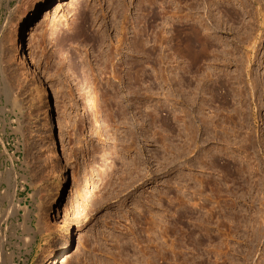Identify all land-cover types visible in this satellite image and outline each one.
Listing matches in <instances>:
<instances>
[{
    "label": "rangeland",
    "instance_id": "1",
    "mask_svg": "<svg viewBox=\"0 0 264 264\" xmlns=\"http://www.w3.org/2000/svg\"><path fill=\"white\" fill-rule=\"evenodd\" d=\"M26 1L0 0V264H42L60 238L55 264H264V0H48L27 37L53 131L32 67L12 46ZM165 17L212 42L194 70L171 37L181 88L195 92L206 74L190 116L202 131L201 118L218 124L205 141L195 132L186 157L182 91L164 99ZM218 80L226 101L211 95Z\"/></svg>",
    "mask_w": 264,
    "mask_h": 264
},
{
    "label": "bare ground",
    "instance_id": "2",
    "mask_svg": "<svg viewBox=\"0 0 264 264\" xmlns=\"http://www.w3.org/2000/svg\"><path fill=\"white\" fill-rule=\"evenodd\" d=\"M47 1L48 0H27L26 2H25V4L17 11V14H16V17H15V23H14V38H13V40H12V46H13V48H14V50H15V52L20 56V59L23 61V62H25V61H28V64H30V67H32V69H31V73L36 77V81H37V89H38V94H39V96L41 97V98H43L44 100H45V106H46V113H45V116H44V125L48 128V129H51V131H53V129H54V119H55V109L53 108V106H52V104L50 103V101H49V99H48V93H47V90L45 89V86H44V84H43V82H42V80H41V78L39 77V76H37V72H38V70H37V64L34 62L35 60H34V57H32V55H31V53H30V43H29V39H28V29H29V26L31 25V23L34 21V19H35V17H36V15L38 14V12H39V10L42 8V6L43 5H45L46 3H47ZM180 1V0H179ZM185 1V0H184ZM191 1V0H190ZM193 1H196V0H193ZM190 2V3H194V2ZM208 1V0H207ZM244 1V0H243ZM256 2H257V0H255ZM171 2V1H170ZM176 2V1H175ZM174 2V3H175ZM178 2V1H177ZM181 2H182V0H181ZM211 2V1H210ZM242 2V1H241ZM184 3V2H183ZM189 3V4H190ZM253 3H255V2H253ZM207 4V3H206ZM169 5V4H168ZM181 6V5H180ZM187 6V5H186ZM189 7H193L194 5L192 4L191 6L190 5H188ZM196 6H197V4H196ZM260 6V5H259ZM246 7V6H245ZM171 8V7H170ZM178 8L179 7H177V10H178ZM197 8V7H196ZM247 11V10H246ZM250 11V10H249ZM248 11V12H249ZM166 12H168L167 10H166ZM175 12H176V10H175ZM178 12V11H177ZM176 12V13H177ZM247 12V13H248ZM250 13V12H249ZM256 13V12H255ZM170 14V13H169ZM173 15V14H172ZM171 15V16H172ZM175 15V14H174ZM177 15V14H176ZM202 15V14H201ZM233 15V14H232ZM180 17V15H177V16H175V17ZM182 16V15H181ZM188 16H190V15H188ZM187 16V17H188ZM207 16V15H206ZM229 16V15H228ZM262 16H264V14L262 15ZM261 16V17H262ZM173 17V16H172ZM185 17V16H184ZM186 17V18H187ZM231 17V16H230ZM252 17V16H251ZM166 18V17H165ZM181 18V17H180ZM179 18V19H180ZM167 19V18H166ZM166 19H164V22H165V20ZM171 19V18H170ZM172 19H174V18H172ZM211 19V18H210ZM192 20H193V18H192ZM175 23H171V21H168V19L166 20V22H165V32L167 33V34H169L170 36H165V38H164V43H165V50H166V55L164 54V56H163V60H165V63H166V67H165V86H166V89H165V92H164V99H165V101L167 102V105L169 104V101L171 100L170 99V97H172V96H174V95H176V94H174V95H172L174 92H176L177 94L179 93V91H182L180 94V96H179V98H181L180 99V101H179V104H182V109H178V110H181L183 113H184V116H186V117H188V118H191V120H192V122H190L189 123V126H188V124L186 125V122L184 121L183 123H185L184 125H183V130L185 131H187V132H185L182 136H183V140H182V151H181V155L184 157L185 156V154H187L186 152L188 151V148H187V144L189 143L188 141H192L191 142V144H194V146H195V143L197 142L196 141V137H195V132H197L198 133V131H199V139H201L202 141H205V140H207L206 138L208 137V127H206L207 125L209 126V125H211V126H209V127H212V128H214L216 125H218V124H214L213 122H212V120H210V119H207L206 117L205 118H203L204 120H202V118H201V122L203 123L202 124V126L203 127H205V129L202 131V127H201V124L197 121V120H195L197 117L195 116V114L194 115H192V117L190 116V114L191 113H193V106H196L195 105V103H197L196 102V97L195 96H197L198 95V93H197V90L198 89H203V85H202V83L204 82L203 80V76L204 75H206V74H204L203 76H200L202 79H200V78H198L200 81L202 80L203 82L201 83V85H200V81L197 83V85L195 86V88H196V90H195V92L193 91V89H192V93L193 94H196L197 93V95H191L190 94V91H188L187 89L190 87H188L186 90H187V92H186V90H184L183 88H181L182 86L181 85H183L184 83H182V81L183 80H185V78L181 81V79H180V77L182 76V74L180 75V76H171V73H170V70H171V66L172 67H174L176 64L174 63V66L173 65H170V63H171V59H170V50H169V48L171 49H173V47H170V46H172V44L173 43H175L176 42V48H177V45H178V49L180 48V49H182L181 51H183V52H181L180 50V53H183L184 55H188V56H180L181 58H187L188 59V61H190V59H192L191 60V63L194 65V67H193V69L195 70L196 68H197V66H196V68H195V64H198L199 63V61H203L204 62V60H205V58L206 57H208V56H206L207 54V49H208V47H209V45L208 44H212V42L210 43V41H208L207 40V38L204 36V38H203V36H202V34L200 35V33L199 32H197V27H195V28H197V29H195L194 27L193 28H191L192 27V24H191V26H190V31L189 32H186L185 31V29L183 28V25H182V23H180V21L178 20V18L177 19H175V20H173ZM194 21V20H193ZM212 21H213V19H212ZM163 22V23H164ZM201 22V21H200ZM205 22V21H204ZM219 22V21H218ZM185 23H187V22H185ZM193 23V22H192ZM203 23V22H202ZM217 23V22H216ZM215 23V24H216ZM194 24V23H193ZM201 24V23H200ZM218 24V23H217ZM196 25V24H195ZM203 25V24H202ZM201 25V26H202ZM214 25V24H213ZM189 26V25H188ZM185 27H187V26H185ZM205 29H206V27L205 26H203ZM82 28V27H81ZM207 28H209V27H207ZM217 28V27H216ZM251 28V27H250ZM187 29L189 30V27H187ZM204 29V30H205ZM198 30H200V29H198ZM209 30V29H208ZM212 30V29H211ZM210 30V31H211ZM206 31V30H205ZM248 31V30H247ZM249 33V32H248ZM213 34V33H212ZM250 34V33H249ZM207 36V35H206ZM216 36V35H215ZM250 36V35H249ZM174 38V42H172V38ZM259 37V36H258ZM208 41V43H207V41ZM220 41V40H219ZM255 41V40H254ZM170 42H172V44L170 45ZM253 42V41H252ZM251 42V44H252V46H248V47H250V55L247 57V61H252L253 60V57H252V55H253V49L256 47V44L254 43H252ZM255 42H257V41H255ZM161 43H162V40H161ZM222 43V42H221ZM220 43V44H221ZM258 43V42H257ZM218 45V44H217ZM248 45V44H247ZM258 45V44H257ZM174 46V45H173ZM180 46V47H179ZM222 46H223V44H222ZM213 47V46H212ZM219 49V48H218ZM174 50V49H173ZM212 50V49H211ZM223 50V49H222ZM255 50V49H254ZM177 52H178V50H176ZM219 51V50H218ZM256 51V50H255ZM210 52V51H209ZM208 52V53H209ZM221 52V51H220ZM224 52H225V50H224ZM116 53V52H115ZM108 54V53H107ZM110 54V53H109ZM173 54H174V52H173ZM176 55L178 54V53H175ZM213 54V53H212ZM229 54V53H228ZM256 54V53H255ZM115 55V54H114ZM180 55V54H179ZM189 55L192 57V58H190L189 59ZM222 55V54H221ZM109 56V55H108ZM107 56V57H108ZM111 56V55H110ZM173 56V55H172ZM215 56V60L217 59V56L216 55H214ZM256 56V55H255ZM175 57V56H174ZM180 57H179V59H180ZM211 57V56H210ZM223 57V56H222ZM221 57V58H222ZM227 57H231V55L230 56H227ZM234 57V56H233ZM242 57V56H241ZM175 58H177V56L175 57ZM212 58H213V56H212ZM232 58V57H231ZM255 58V57H254ZM112 59H113V57H112ZM174 59V58H173ZM227 59V58H226ZM234 59L236 60L237 58H235L234 57ZM232 60V59H231ZM230 60V61H231ZM226 61H228L229 62V58L226 60ZM237 61V60H236ZM174 62V61H173ZM179 62V61H178ZM198 62V63H197ZM202 62V63H203ZM190 63V62H189ZM188 63V64H189ZM179 64V63H178ZM177 64V67L179 66ZM248 64V63H247ZM193 65H190L189 64V66H191V68H192V66ZM203 65H205V64H203ZM237 65V64H236ZM200 65H198V67H199ZM176 67V66H175ZM179 68V67H178ZM180 68L182 69V67L180 66ZM202 68V67H201ZM207 68V67H206ZM112 69V68H111ZM189 69V68H188ZM198 69V68H197ZM204 69V68H203ZM208 69V68H207ZM250 69V68H249ZM174 70H175V68H174ZM206 70V69H205ZM205 70H204V72H205ZM171 71H173V70H171ZM179 71H181V70H179ZM203 71V70H202ZM164 72V71H163ZM174 72V71H173ZM238 72H241V71H238ZM244 72V71H243ZM242 72V73H243ZM248 72V71H247ZM176 73V72H175ZM178 73V72H177ZM176 73V74H177ZM201 73V72H200ZM209 73V72H208ZM236 73V72H235ZM242 73L240 74V75H242ZM119 74V73H118ZM174 74V73H173ZM172 74V75H173ZM178 75V74H177ZM196 75V74H195ZM201 75V74H200ZM236 75H239L238 73L236 74ZM245 76H247V75H245ZM207 77H208V79H211V78H213V77H211V78H209V76H208V74H207ZM235 77V76H234ZM237 77V76H236ZM239 77H241V76H239ZM239 77H237V79L239 78ZM243 77V76H242ZM248 77V76H247ZM177 78V80H178V87L177 88H175V86L173 87V83H172V79H176ZM196 78V77H195ZM230 79V78H229ZM236 79V78H235ZM240 79V81H241V78H239ZM161 80H163V79H161ZM176 80V81H177ZM189 80V79H188ZM234 80V79H233ZM248 80V79H247ZM190 81H191V79H190ZM195 81H196V79H195ZM209 81V80H208ZM237 81V80H236ZM251 81V80H250ZM184 82H186V81H184ZM197 82V81H196ZM210 82V81H209ZM212 82V81H211ZM230 82V81H229ZM238 82V81H237ZM256 81H252L250 84H249V86L250 87H248V88H250V89H252L253 90V93L252 94H255V92H254V89H255V87H256V83H255ZM264 82V81H263ZM128 83H131V82H128ZM176 83V82H175ZM174 83V84H175ZM195 83V82H194ZM189 84H191V83H189ZM188 84V85H189ZM242 84H244V83H242ZM185 85V84H184ZM231 85V84H230ZM229 85V86H230ZM235 85H237V83L235 84ZM238 85H240V84H238ZM209 86V85H208ZM234 86V85H233ZM263 86V85H262ZM187 87V86H186ZM192 87V86H191ZM258 87V86H257ZM130 88V87H129ZM205 88V87H204ZM211 88V87H210ZM233 88V87H232ZM240 88V87H239ZM246 88V87H245ZM244 88V89H245ZM254 88V89H253ZM263 88V87H262ZM182 89V90H181ZM234 89V88H233ZM243 89V90H244ZM249 89V90H250ZM257 89V88H256ZM255 89V90H256ZM232 90V89H231ZM240 90H241V88H240ZM202 91V90H201ZM201 91H200V93H201ZM205 91H206V89H205ZM233 91V90H232ZM235 91V90H234ZM234 91H233V93H234ZM245 91V90H244ZM202 92H204V89H203V91ZM227 92H228V90H227V86H226V84H224V83H222L221 81H217L216 82V84H214V87H213V93L214 94H211V95H213V97H217V98H221L220 100H222V101H226V96H227ZM231 92V91H230ZM239 92V93H238ZM249 92H251V91H249ZM236 93V92H235ZM237 93H238V95H239V97H241V94L242 93H240V91H237ZM236 93V94H237ZM113 94V93H112ZM203 94H205V93H203ZM208 94V93H207ZM235 94V95H236ZM248 94V93H247ZM179 95V94H178ZM178 95H176V96H178ZM182 95L184 96V98L182 97ZM234 95V94H233ZM234 95V96H235ZM249 95V94H248ZM247 95V96H248ZM175 96V97H176ZM199 96V95H198ZM202 96V95H201ZM252 96V95H251ZM114 97H116V95H114V96H110V98H114ZM258 97V96H257ZM209 98H210V96H209ZM231 98V97H230ZM252 98V97H251ZM48 99V100H47ZM203 99V98H202ZM115 100V99H114ZM178 100V99H177ZM200 100H201V98H200ZM240 100V99H239ZM172 101V100H171ZM199 101V100H198ZM232 101V100H231ZM175 102H178V101H174V105L173 104H171L172 106H175L177 103H175ZM205 102V101H204ZM204 102H200V103H204ZM212 102H214V101H212ZM171 103H173V102H171ZM206 103V102H205ZM209 103V102H208ZM256 103V102H255ZM209 105V104H208ZM258 105V104H257ZM256 105V106H257ZM112 106V105H111ZM205 106H206V104H205ZM241 106V105H240ZM168 107V106H167ZM179 107V106H178ZM197 107H198V105H197ZM207 107V106H206ZM209 107V106H208ZM231 107V106H230ZM164 108H165V106H164ZM168 109V108H167ZM199 109V108H198ZM210 109H211V107H210ZM175 110H176V108H175ZM177 110V111H178ZM200 111V110H199ZM176 112V111H175ZM180 113V112H179ZM200 113V112H199ZM198 113V114H199ZM177 115H178V113H177ZM203 115V114H202ZM231 115V114H230ZM164 116V115H163ZM176 116V115H175ZM132 117V116H131ZM182 117V116H181ZM200 117V116H199ZM203 117V116H202ZM164 118V117H163ZM180 118V117H179ZM184 118L185 117H183V120H184ZM229 118V117H228ZM206 119V120H205ZM224 119V118H223ZM226 119V118H225ZM231 119V118H230ZM165 120H166V127H171V121H172V119H171V116L169 115V113L166 115V117H165ZM175 120V119H174ZM182 120V119H181ZM190 120V119H189ZM162 121H164V120H162ZM200 121V120H199ZM221 121V120H220ZM227 121V120H226ZM232 121V120H231ZM182 122V121H181ZM224 122V121H223ZM142 123V122H141ZM219 123V122H218ZM228 123V122H227ZM233 123H234V121H233ZM164 124V123H163ZM177 124V123H176ZM220 124V123H219ZM229 124V123H228ZM191 125V126H190ZM214 125V126H213ZM220 125H222V124H220ZM143 126V125H142ZM192 127H193V129H192ZM224 127V126H223ZM167 128V129H168ZM180 128V127H179ZM192 129V130H190V129ZM217 128V127H216ZM165 129V128H164ZM170 129V128H169ZM168 129V130H169ZM219 129V128H218ZM231 129V128H230ZM171 130V129H170ZM172 131V130H171ZM223 131H224V133H225V130L223 129ZM228 132V131H227ZM171 133V132H170ZM180 133V132H179ZM197 133H196V136H197ZM214 133V132H213ZM207 135V137L204 139V138H202V135ZM180 136V135H179ZM209 137H210V135H209ZM222 137V136H221ZM220 137V138H221ZM170 138V137H169ZM213 138V137H212ZM248 138V137H247ZM217 139V138H216ZM215 139V140H216ZM218 139H219V137H218ZM179 140V139H178ZM210 140H212V139H210ZM226 140V139H225ZM233 140V139H232ZM251 141V140H250ZM132 142V141H131ZM224 142V141H223ZM199 143V142H198ZM130 145V144H129ZM193 146V145H192ZM208 147V146H207ZM212 147V146H211ZM180 148V147H179ZM209 148V147H208ZM210 149V148H209ZM252 149V148H251ZM199 150V149H198ZM197 150V151H198ZM196 151V152H197ZM202 151H204V150H202ZM217 151V150H216ZM193 152V151H192ZM191 152V153H192ZM178 153H179V151H178ZM203 154V153H202ZM189 155V154H188ZM205 155V154H204ZM207 156V155H206ZM183 157H181V158H183ZM186 157V156H185ZM204 157H202V159H203ZM213 160V159H212ZM182 161V160H181ZM215 161V160H214ZM193 162V161H192ZM206 163V162H205ZM195 164V163H194ZM208 167V166H207ZM194 175V174H193ZM205 176V175H204ZM196 178V177H195ZM198 178H199V176H198ZM207 178V177H206ZM209 178V177H208ZM199 180V179H198ZM197 183V182H196ZM209 183V182H208ZM199 185V184H198ZM201 185V184H200ZM184 188V187H183ZM186 188V187H185ZM63 190H64V182H63V179L62 178H59L58 179V181H57V183H56V186H55V189L52 191V193H51V195H50V203H49V209H50V211H51V213H53V212H55V210H58L59 209V206L61 205V202H62V197H63ZM183 190V189H182ZM198 191V190H197ZM10 194V193H9ZM181 197V196H180ZM185 197V196H184ZM181 199H182V197H181ZM184 199V198H183ZM183 201V200H182ZM196 203V202H195ZM206 207V206H205ZM206 209V208H205ZM209 211V210H208ZM61 238L58 240V242H56V243H54V246H53V248H52V251L50 252V255L48 256V258H46L44 261H43V263L42 264H55V263H57V261H58V259H59V257H60V255H61V253H62V244H61ZM225 253V252H224Z\"/></svg>",
    "mask_w": 264,
    "mask_h": 264
}]
</instances>
